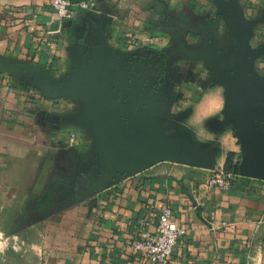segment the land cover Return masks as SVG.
Returning a JSON list of instances; mask_svg holds the SVG:
<instances>
[{
	"label": "crops",
	"instance_id": "0c3cea01",
	"mask_svg": "<svg viewBox=\"0 0 264 264\" xmlns=\"http://www.w3.org/2000/svg\"><path fill=\"white\" fill-rule=\"evenodd\" d=\"M0 0V264H153L134 248L170 205L166 264H264V179L240 136L231 16L250 27L264 132V0ZM55 31V32H53ZM237 173L229 189L207 177Z\"/></svg>",
	"mask_w": 264,
	"mask_h": 264
},
{
	"label": "water",
	"instance_id": "95a60500",
	"mask_svg": "<svg viewBox=\"0 0 264 264\" xmlns=\"http://www.w3.org/2000/svg\"><path fill=\"white\" fill-rule=\"evenodd\" d=\"M228 21L238 44L235 80L231 83V88L235 93L240 136L250 158L246 162V168L252 175L264 179V132L259 128L254 110L249 70L250 27L233 16Z\"/></svg>",
	"mask_w": 264,
	"mask_h": 264
},
{
	"label": "built area",
	"instance_id": "2783aa9c",
	"mask_svg": "<svg viewBox=\"0 0 264 264\" xmlns=\"http://www.w3.org/2000/svg\"><path fill=\"white\" fill-rule=\"evenodd\" d=\"M92 5L90 0H51V6L56 10L60 22L74 16V7H77V10L88 11ZM231 184L232 174L223 170L211 173L204 186L229 189ZM188 233L186 225L178 224L173 220V210L168 205L159 214L156 233L140 234L139 239L134 242V248L153 264H166L171 259L175 246Z\"/></svg>",
	"mask_w": 264,
	"mask_h": 264
},
{
	"label": "trees",
	"instance_id": "16d2710c",
	"mask_svg": "<svg viewBox=\"0 0 264 264\" xmlns=\"http://www.w3.org/2000/svg\"><path fill=\"white\" fill-rule=\"evenodd\" d=\"M232 159H233V153L229 155L227 165H226V172L237 173V170H238L237 165L233 163Z\"/></svg>",
	"mask_w": 264,
	"mask_h": 264
},
{
	"label": "rangeland",
	"instance_id": "374dc122",
	"mask_svg": "<svg viewBox=\"0 0 264 264\" xmlns=\"http://www.w3.org/2000/svg\"><path fill=\"white\" fill-rule=\"evenodd\" d=\"M49 257H48V248L46 247V264H48V261H49Z\"/></svg>",
	"mask_w": 264,
	"mask_h": 264
}]
</instances>
